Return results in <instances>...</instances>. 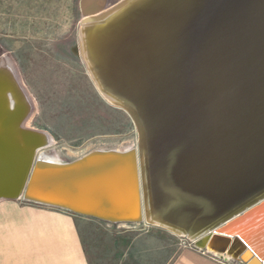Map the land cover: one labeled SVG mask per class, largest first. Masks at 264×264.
<instances>
[{
  "label": "water",
  "instance_id": "95a60500",
  "mask_svg": "<svg viewBox=\"0 0 264 264\" xmlns=\"http://www.w3.org/2000/svg\"><path fill=\"white\" fill-rule=\"evenodd\" d=\"M80 10V54L132 118L137 146L64 164L37 155L52 138L26 128L31 104L3 59L0 200L146 222L226 261L264 264V0H80ZM119 173L126 192L90 188Z\"/></svg>",
  "mask_w": 264,
  "mask_h": 264
},
{
  "label": "rangeland",
  "instance_id": "374dc122",
  "mask_svg": "<svg viewBox=\"0 0 264 264\" xmlns=\"http://www.w3.org/2000/svg\"><path fill=\"white\" fill-rule=\"evenodd\" d=\"M81 20L80 0H0V62L10 60L27 93L31 114L26 126L52 138L40 152L65 162L138 142L132 118L101 94L86 67L80 54ZM78 220L92 264H119L127 254L134 256L132 249L145 234H158L167 246L195 247L188 238L146 222ZM148 241L144 248L151 246ZM163 255L152 264H162Z\"/></svg>",
  "mask_w": 264,
  "mask_h": 264
},
{
  "label": "crops",
  "instance_id": "0c3cea01",
  "mask_svg": "<svg viewBox=\"0 0 264 264\" xmlns=\"http://www.w3.org/2000/svg\"><path fill=\"white\" fill-rule=\"evenodd\" d=\"M79 217L90 216L22 199L0 200V264H92ZM138 241L134 256L127 254L119 264H152L161 253L162 264L229 263L196 247L167 246L158 234H145ZM147 241L153 244L144 248Z\"/></svg>",
  "mask_w": 264,
  "mask_h": 264
},
{
  "label": "bare ground",
  "instance_id": "6f19581e",
  "mask_svg": "<svg viewBox=\"0 0 264 264\" xmlns=\"http://www.w3.org/2000/svg\"><path fill=\"white\" fill-rule=\"evenodd\" d=\"M4 63H5V65H8L9 67H11L12 70H13L14 67H12V63L10 62V60L8 58H6V57L4 58ZM18 82H19V80H18ZM21 86H20V88H21ZM25 94L27 95L26 92H25ZM25 94H24V96H25ZM23 105H25V103H23ZM24 111L25 110L23 108V111L21 110V112L19 111V112L15 113L14 114L15 120H19V118L22 117ZM15 120L13 121V123L12 122L10 123V125L8 127V133H9L10 139L13 140V143L12 144L15 143V146H16V144H18V145L21 146L22 145V143H21V135L18 132V130L16 129V127L14 128V124H16L18 122V121L16 122ZM26 128L32 129V128H29V127H26ZM42 149H39V151L37 152V155L40 154L41 157L45 158L49 162H54V163H57V164H64L65 163V161L61 160L57 155L51 154L49 152H40ZM128 149H130V148H128ZM128 149H124L123 150V149L115 148V149H100V150H105V151H108V150H116L117 152H124V151H126ZM90 152H93V151H90ZM90 152H88L87 154H89ZM87 154H85V155H87ZM85 155H83V156H85ZM109 177L110 178H107L105 180H104V178H101L100 180H97V182L91 183L90 184V188H92V190H93L94 188L97 189V187H103L104 185H108V188L110 187V189L111 188H114V190H116V191H114L115 192L114 194H116V192H118V190L123 191L122 193L126 192V189H125V187H126L125 186V181L123 180V176H122L121 173L116 174V175H110Z\"/></svg>",
  "mask_w": 264,
  "mask_h": 264
}]
</instances>
